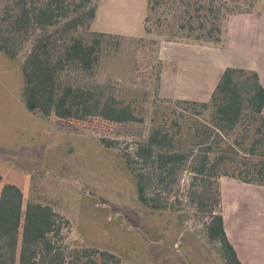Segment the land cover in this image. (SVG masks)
<instances>
[{"label": "trees", "instance_id": "1", "mask_svg": "<svg viewBox=\"0 0 264 264\" xmlns=\"http://www.w3.org/2000/svg\"><path fill=\"white\" fill-rule=\"evenodd\" d=\"M100 0H0V52L18 59L23 97L30 112L58 125L144 123L133 102L109 87L80 83L93 76L109 48L126 37L92 30ZM259 0H147L144 29L157 21L161 34L220 43L227 17L250 13ZM244 4L247 6L244 8ZM171 18H168V16ZM186 114L154 120L147 137L126 148L138 200L151 210L167 209L169 196L188 176L187 198L208 219L210 239L227 264H242L228 240L221 213L224 177L264 186V85L256 71L228 67L207 102L176 100ZM209 111L207 119L203 114ZM171 122V123H170ZM106 147L115 139L102 138ZM0 174V264H125L108 250L68 241L71 224L50 205L29 202ZM3 185V187H1ZM178 187V188H177ZM179 203V202H178Z\"/></svg>", "mask_w": 264, "mask_h": 264}, {"label": "rangeland", "instance_id": "2", "mask_svg": "<svg viewBox=\"0 0 264 264\" xmlns=\"http://www.w3.org/2000/svg\"><path fill=\"white\" fill-rule=\"evenodd\" d=\"M263 1L259 0L252 12L259 11ZM231 17L224 20L220 43L161 34L154 19L149 23L150 33L144 29L138 38L126 37L118 48L106 50L93 76H80L82 84L109 86L119 97L135 103L144 123L94 120L67 126L30 112L9 73L17 71V66L20 68L29 48L15 60L3 54L0 59L3 185L11 183L21 188L24 209L29 202H38L52 206L68 219L71 224L65 226V231L71 245L108 250L125 264H227L221 246L208 235V219L188 201V176H182L181 190L169 196L167 209L151 210L138 200L137 181L125 162L124 152L127 147L133 151L136 143L147 137L155 119L171 121L187 113L184 105L176 103L179 99L161 93L163 45L220 47L224 45ZM36 115L44 118V124L33 117ZM209 115L206 111L202 116L207 119ZM102 138L115 139L119 144L106 147Z\"/></svg>", "mask_w": 264, "mask_h": 264}, {"label": "crops", "instance_id": "3", "mask_svg": "<svg viewBox=\"0 0 264 264\" xmlns=\"http://www.w3.org/2000/svg\"><path fill=\"white\" fill-rule=\"evenodd\" d=\"M146 8L147 0H100L92 30L138 38L144 30ZM3 54L0 52V59ZM161 59L164 97L207 102L228 67L256 71L264 85V1L259 11L230 18L224 45L166 43ZM15 69L9 71L10 79L23 93L24 74L21 66ZM33 117L44 124L41 115ZM220 189L226 234L239 260L242 264H264V186L224 177Z\"/></svg>", "mask_w": 264, "mask_h": 264}]
</instances>
